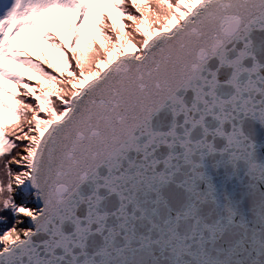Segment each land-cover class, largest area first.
I'll return each instance as SVG.
<instances>
[{
	"label": "snow or ice",
	"instance_id": "obj_1",
	"mask_svg": "<svg viewBox=\"0 0 264 264\" xmlns=\"http://www.w3.org/2000/svg\"><path fill=\"white\" fill-rule=\"evenodd\" d=\"M0 229V264H264V0L0 5Z\"/></svg>",
	"mask_w": 264,
	"mask_h": 264
},
{
	"label": "trees",
	"instance_id": "obj_2",
	"mask_svg": "<svg viewBox=\"0 0 264 264\" xmlns=\"http://www.w3.org/2000/svg\"><path fill=\"white\" fill-rule=\"evenodd\" d=\"M25 34L27 36H29L30 39L34 35L31 32H26ZM31 42H32L33 48L36 50L37 54H40L41 50L43 49V52L48 56V62H50L53 65V69H48L47 64H44L45 70L51 71L53 74H56L59 77L61 75V73L56 71V69L59 68V65H58L57 61L52 58L51 50L48 49L46 47V45L37 44L34 40ZM65 51H68V50L65 49ZM69 55H70V52H69ZM33 59H35V57H33ZM10 66H12L16 71L20 72V74L24 78V82H27L31 85H34L39 92H41V90L43 92H48V91L55 89L56 87H59V85L56 82L47 81L46 79H41V78L35 77L31 73L27 72L25 69L19 68L16 65H10ZM62 75L66 76L67 70H63ZM9 87H11V85H9ZM17 91L20 92L19 88L17 89ZM17 98L18 99H27V98H24L23 96H18ZM32 102L34 103V100ZM41 115L43 116V114H41ZM4 215H10V213L6 212V213H4ZM8 226L10 227L11 224H9ZM0 230H3V229H0Z\"/></svg>",
	"mask_w": 264,
	"mask_h": 264
},
{
	"label": "rangeland",
	"instance_id": "obj_3",
	"mask_svg": "<svg viewBox=\"0 0 264 264\" xmlns=\"http://www.w3.org/2000/svg\"><path fill=\"white\" fill-rule=\"evenodd\" d=\"M4 3H10V0H0V5H3ZM31 85V84H30ZM35 87L34 85H31ZM36 88V87H35ZM20 92L24 91L22 88H19ZM42 94L41 92L37 91V95ZM35 103V101H34ZM22 197H17L16 195L14 196V199H16L17 203H29L30 206L34 205L36 207V204L34 201H31L33 197L31 196L30 192H24L21 195ZM35 200V199H34Z\"/></svg>",
	"mask_w": 264,
	"mask_h": 264
},
{
	"label": "bare ground",
	"instance_id": "obj_4",
	"mask_svg": "<svg viewBox=\"0 0 264 264\" xmlns=\"http://www.w3.org/2000/svg\"><path fill=\"white\" fill-rule=\"evenodd\" d=\"M24 192H30L31 196L33 197V199H32L31 201H34V202H35L33 191H31V190H30V187L27 186V185L23 186L21 189H18V190H17V194H16V196L20 198V197H22L21 195H22V193H24ZM25 206H26V207H29L30 205H29V203L26 202V203H25ZM31 207H35V206L32 205ZM27 220H28V218H23V224L21 225L22 227H25L24 225L26 224Z\"/></svg>",
	"mask_w": 264,
	"mask_h": 264
},
{
	"label": "water",
	"instance_id": "obj_5",
	"mask_svg": "<svg viewBox=\"0 0 264 264\" xmlns=\"http://www.w3.org/2000/svg\"><path fill=\"white\" fill-rule=\"evenodd\" d=\"M30 190L33 191V194H34V190L31 188H30ZM34 199H35L36 208L39 209L42 206V201L36 195H34ZM29 223H30V221L27 220V222L24 226L25 227L29 226Z\"/></svg>",
	"mask_w": 264,
	"mask_h": 264
},
{
	"label": "clouds",
	"instance_id": "obj_6",
	"mask_svg": "<svg viewBox=\"0 0 264 264\" xmlns=\"http://www.w3.org/2000/svg\"><path fill=\"white\" fill-rule=\"evenodd\" d=\"M14 235H16V234H14Z\"/></svg>",
	"mask_w": 264,
	"mask_h": 264
}]
</instances>
